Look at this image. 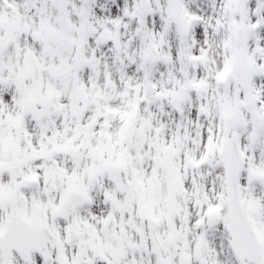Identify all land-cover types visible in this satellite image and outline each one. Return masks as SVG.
I'll use <instances>...</instances> for the list:
<instances>
[{
    "label": "snow or ice",
    "instance_id": "obj_1",
    "mask_svg": "<svg viewBox=\"0 0 264 264\" xmlns=\"http://www.w3.org/2000/svg\"><path fill=\"white\" fill-rule=\"evenodd\" d=\"M0 264H264V0H0Z\"/></svg>",
    "mask_w": 264,
    "mask_h": 264
}]
</instances>
